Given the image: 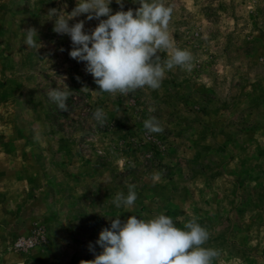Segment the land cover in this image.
Returning <instances> with one entry per match:
<instances>
[{
    "label": "rangeland",
    "instance_id": "rangeland-1",
    "mask_svg": "<svg viewBox=\"0 0 264 264\" xmlns=\"http://www.w3.org/2000/svg\"><path fill=\"white\" fill-rule=\"evenodd\" d=\"M76 3L0 0V264L94 260L88 245L102 253L95 242L109 219L160 213L181 229L196 217L204 247L221 253L213 264H264V0H164L192 69L128 95L99 92L70 58V37L53 32L48 10ZM29 28L39 50L25 44ZM56 88L71 91L69 111L49 98ZM152 116L163 132L144 129ZM128 185L134 205L116 208ZM30 235L33 247L16 246Z\"/></svg>",
    "mask_w": 264,
    "mask_h": 264
},
{
    "label": "clouds",
    "instance_id": "clouds-1",
    "mask_svg": "<svg viewBox=\"0 0 264 264\" xmlns=\"http://www.w3.org/2000/svg\"><path fill=\"white\" fill-rule=\"evenodd\" d=\"M111 3L112 0H77L70 13L65 7L47 12L49 20L54 21L53 32L70 37V58L84 62V71L93 76L99 92L128 95L145 87L157 90L167 71L175 67L191 71L192 54L176 47L169 33L172 5H166L164 0H139L140 7L125 11L124 0H116L120 10L113 12ZM82 15L86 20L76 21ZM92 20L98 24L86 32V21ZM25 32V44L39 50L33 38L38 36L37 31L29 28ZM161 52L167 54L166 58ZM88 90L85 85L80 91ZM70 92L69 88H56L48 96L62 111H69L66 101ZM93 116L103 125L106 117L102 108H96ZM143 126L149 133L164 130L154 116L146 119ZM134 188L128 185L127 195L116 194L112 201L116 208L134 205ZM114 217L109 219L110 228H103L95 242L102 253L96 254L95 246L89 243L95 259L81 264H213L221 255L217 249L204 247L209 232L194 216L183 229L163 213L147 220L135 215L124 221Z\"/></svg>",
    "mask_w": 264,
    "mask_h": 264
},
{
    "label": "built area",
    "instance_id": "built-area-1",
    "mask_svg": "<svg viewBox=\"0 0 264 264\" xmlns=\"http://www.w3.org/2000/svg\"><path fill=\"white\" fill-rule=\"evenodd\" d=\"M37 239L38 238L35 235H30L28 237H21L16 241V246L18 248L28 249L36 244Z\"/></svg>",
    "mask_w": 264,
    "mask_h": 264
}]
</instances>
